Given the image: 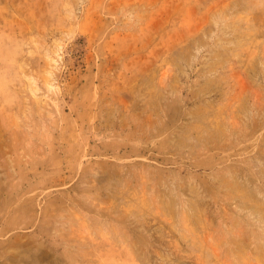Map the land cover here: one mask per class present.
Here are the masks:
<instances>
[{
    "label": "rangeland",
    "instance_id": "1",
    "mask_svg": "<svg viewBox=\"0 0 264 264\" xmlns=\"http://www.w3.org/2000/svg\"><path fill=\"white\" fill-rule=\"evenodd\" d=\"M0 264H264V0H0Z\"/></svg>",
    "mask_w": 264,
    "mask_h": 264
}]
</instances>
